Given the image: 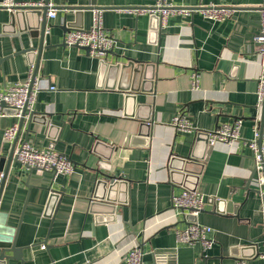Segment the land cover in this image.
Segmentation results:
<instances>
[{
  "label": "crops",
  "instance_id": "crops-1",
  "mask_svg": "<svg viewBox=\"0 0 264 264\" xmlns=\"http://www.w3.org/2000/svg\"><path fill=\"white\" fill-rule=\"evenodd\" d=\"M49 1L57 17L48 18L38 68L44 90L35 114L46 116L53 129L48 131L41 119L25 124L17 148L27 142L39 150L54 149L76 169L55 178L12 163L0 200V226L5 236L18 231L16 246L23 249L24 262L9 264H125L135 246L142 249L143 264H236L242 259L240 248L251 245L258 254L264 197L257 191L256 175L249 182L255 164L244 144L253 125L264 134L253 41L260 31L262 0H165L178 8L224 9L230 16L216 22L200 13L172 15L164 26L157 14L130 12L154 7L158 0ZM77 7L89 9L84 30L92 26L93 11H101L106 33L117 41L112 54L96 59L84 49L65 46L68 31L77 30H67L75 19L70 9ZM10 13L0 8V92L28 80L34 56L26 51H34L37 60L41 45L40 36L11 23ZM127 63L143 76L110 69ZM129 95L136 97L135 110ZM7 114L0 118V173H5L13 145L4 141V133L18 122L13 111ZM177 116L187 120L189 130L173 127ZM236 119L243 122L241 139L232 147L216 144L208 152L198 142L199 133ZM191 155L203 165L195 192L206 197L194 219L213 230L214 245L204 252L197 244L178 243L174 235L187 221L171 209V197L193 183L178 184L169 164ZM106 176L125 184L116 191L113 214L91 207L95 184ZM52 192L60 197L50 203ZM124 197L126 202L118 203ZM216 200L223 204L216 207ZM248 262L264 264V259L255 256Z\"/></svg>",
  "mask_w": 264,
  "mask_h": 264
},
{
  "label": "built area",
  "instance_id": "built-area-1",
  "mask_svg": "<svg viewBox=\"0 0 264 264\" xmlns=\"http://www.w3.org/2000/svg\"><path fill=\"white\" fill-rule=\"evenodd\" d=\"M45 1L37 4H17L14 0H3L0 8L13 11L19 7H45ZM48 18L55 19L57 17L56 8L48 5ZM260 15V31L253 38L256 44V55L258 56V65L260 67V76L258 78L257 87V107H261L264 99V0L259 5ZM134 14H157L161 26L167 23L172 15H182L189 17L194 13H200L205 19L220 22L229 18L228 10L209 8H178L167 3L165 0H158L154 7L148 9H133L130 11ZM48 33V31H47ZM65 46L69 48L87 49L91 58L103 59L108 53L113 52L117 48V41L108 35L103 27L101 11L95 10L92 15V26L88 30H72L64 40ZM35 63L30 65V74L28 80L23 84L14 85L7 90L0 92V118L7 117V110L13 111L14 117L18 120L16 124L8 128L4 133V141L13 144L19 133V124L22 119L25 124L31 123L38 103L39 93L44 87L39 85L38 77L34 81ZM192 89L199 90V80L197 75L193 74ZM50 91H54L55 87L49 86ZM242 120L236 119L224 123L212 132L208 133V145L213 147L216 144H222L232 147L241 139ZM173 127L178 131L190 129V125L184 117H175L172 121ZM250 151L256 169V186L259 194L264 197V134L260 132L258 124L253 125L252 137L245 144ZM15 157L18 163L27 170H33L39 173H51L55 178L59 176H71L75 173V165L65 155L54 149L48 148L39 150L32 147L27 142L23 143L16 149ZM4 180V174L0 173V186ZM206 197L197 192L183 190L180 194L171 197V209L175 213L196 218L204 209ZM178 243L193 246L199 245L201 250L208 251L214 245L213 230L210 227L188 222L183 230H177L174 233ZM260 251L257 256L264 259V239L260 244ZM45 250V247H42ZM125 264H143V253L139 246L133 247L125 259ZM236 264H249L247 259H239Z\"/></svg>",
  "mask_w": 264,
  "mask_h": 264
},
{
  "label": "water",
  "instance_id": "water-1",
  "mask_svg": "<svg viewBox=\"0 0 264 264\" xmlns=\"http://www.w3.org/2000/svg\"><path fill=\"white\" fill-rule=\"evenodd\" d=\"M3 2V0H0V4ZM46 6L45 7H41V8H37V7H19L14 9L13 11H11L10 13V17H11V23L14 25H17L19 27V30L21 32H31V35H34L35 37L40 36L41 37V45L38 51V56H37V60L35 59L36 57V53L33 51H26V54H33L32 57L34 56V59H32L31 63H35V72H34V77L33 80L35 81L38 77V68H39V62H40V57H41V52H42V48L44 45V39H45V35L47 33V24H48V12H49V8L48 5L50 4L49 0L45 1ZM72 11V14H74V22L68 23V24H73V25H68L67 26V30H70V28H75L77 30H84L83 28V19H84V13L86 11H88V8H84V7H77V8H71L70 9ZM72 31V30H70ZM68 31V32H70ZM33 37V36H32ZM84 51L86 53H88L87 49H84ZM113 52H110L108 54H112ZM1 63V61H0ZM110 69H114V70H127V69H131V74H133V77H140L143 76V71H141L140 69H134V64L132 63H127V65H120V64H116L114 66H110ZM128 101L130 99V101H134V104L136 102V97L129 95L126 98ZM138 107L136 106V104L134 105V110L137 109ZM261 122L262 119L264 117V99L261 105ZM38 119H41L45 125V127L48 129V131H52L53 126H51L50 122L48 121V118L46 116H38L36 114H34L32 121H36ZM31 121V122H32ZM145 127H149L150 126V122H147L146 124H144ZM25 127V120L22 119L20 121L19 124V133L17 135L16 140L14 141L13 145H12V150L10 153V156L7 160V168L5 169V173L4 174V180L1 184L0 187V200H1V196H2V191H3V186H4V181L8 175V172L11 168V165L13 162H17V159L15 157V152L18 146V142L20 140L22 131ZM30 127V126H29ZM260 132L262 133V129L261 127H259ZM208 139H209V135L207 133H199L198 134V142H203L205 144V146L208 148V152L211 151L212 147L208 145ZM6 162V161H5ZM202 164L197 163V161L195 160L194 156H189L186 158H172L169 164V170L176 172V177L179 179V183L178 184H183L185 182V184L189 183V180L192 181L193 186L192 187H184V190L190 191V192H195L196 191V183H197V179L201 174V170H202ZM31 172H34L33 170H30ZM257 174L256 169L254 168V170L252 171L251 175H250V179L249 182L252 181L253 177ZM175 175V174H174ZM263 178H264V174H263ZM184 186V185H183ZM122 187H125V184L123 181L118 180L116 178H112V177H104L103 179L97 180L96 184H95V190H94V195H93V203L91 205H99L102 206V208L107 209L108 212L110 214L114 213V203H115V195L117 194L116 191L119 188L120 190H122ZM263 192H264V186H263ZM60 193V192H59ZM58 192H52L51 193V197H50V203L51 202H55L56 200H59L60 194ZM121 195L120 196H124V191H121ZM125 197L123 199H119L118 203H125ZM215 206L218 207L219 205L223 204V201H219L216 200L214 201ZM216 212H218V209L216 210ZM187 223L192 221L194 222L195 219L193 217H188L185 216L184 218ZM192 219V220H190ZM4 230L1 229L0 226V264H9L10 261L12 260H18L21 261L22 263L23 261V256H22V252L23 249L21 248H17L16 246V236L18 231L16 232V234H12L11 236H5ZM241 254H240V258L242 259H253L255 256H257V246L255 245H251L248 247H242L240 248ZM12 253V256H10L9 254Z\"/></svg>",
  "mask_w": 264,
  "mask_h": 264
}]
</instances>
